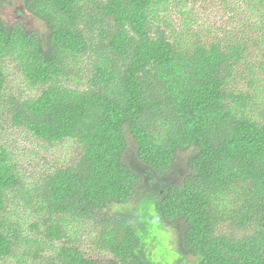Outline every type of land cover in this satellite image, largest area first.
<instances>
[{
	"label": "trees",
	"instance_id": "obj_1",
	"mask_svg": "<svg viewBox=\"0 0 264 264\" xmlns=\"http://www.w3.org/2000/svg\"><path fill=\"white\" fill-rule=\"evenodd\" d=\"M17 1L44 30L0 12V127L80 152L22 170L0 145V264H264V0L189 43L190 0Z\"/></svg>",
	"mask_w": 264,
	"mask_h": 264
},
{
	"label": "rangeland",
	"instance_id": "obj_2",
	"mask_svg": "<svg viewBox=\"0 0 264 264\" xmlns=\"http://www.w3.org/2000/svg\"><path fill=\"white\" fill-rule=\"evenodd\" d=\"M11 2L10 5L3 7L0 11L5 20L21 19L20 21L28 27L44 30L41 21L19 10V1L12 0ZM242 5V0H190L184 6L174 7L170 11L171 14L168 16L170 26L177 33H182V40L188 43L211 41L215 38L226 36L228 32L234 33L238 29L240 21L244 19L246 14ZM180 10H182L183 14L180 13ZM187 13L189 24L184 28L186 23L183 17ZM7 75L8 92L21 96L36 95L37 90L30 88L23 82L20 74L11 65L7 68ZM3 143L13 147L22 170H29L30 166L35 167L43 158L54 159L59 165L67 164L73 161L80 152L79 147L70 141H64L62 144L53 146L47 151L41 150L28 134H22L17 128L9 125L0 127V145ZM183 157H185L184 154H178V159L176 160L177 162L179 161L177 165L178 176L177 174H172V179L174 180L180 179L181 174L185 170ZM17 214L20 223H23L28 228L27 223L31 219L27 213L25 214L23 209L17 208ZM223 229H226V226H223ZM168 230L170 231L169 228ZM171 235L173 236V234ZM86 250L90 249L86 248Z\"/></svg>",
	"mask_w": 264,
	"mask_h": 264
}]
</instances>
